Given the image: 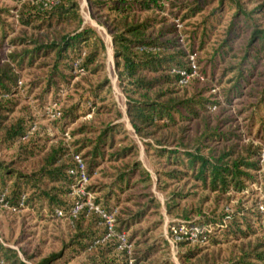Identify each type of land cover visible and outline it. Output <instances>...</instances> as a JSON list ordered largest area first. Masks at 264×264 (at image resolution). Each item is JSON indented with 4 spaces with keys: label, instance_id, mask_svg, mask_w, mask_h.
<instances>
[{
    "label": "trees",
    "instance_id": "trees-1",
    "mask_svg": "<svg viewBox=\"0 0 264 264\" xmlns=\"http://www.w3.org/2000/svg\"><path fill=\"white\" fill-rule=\"evenodd\" d=\"M87 3L90 8L108 14V31L114 42L115 71L119 87L126 95L127 117L137 137L144 142L146 152L153 154L159 162V169H156L158 183L164 182V187L171 188L173 184L183 183L185 186L187 180H192L221 195L252 194L250 187L259 185L256 173L261 170L258 148L252 144L240 147L236 143L228 146L233 140L243 141V136L233 129H222L221 124L209 128L206 122L205 131L200 136L196 138L190 136L189 121H198L203 111L218 103L200 97L209 89H204L201 95L192 98L179 96L180 91L177 88L188 82L182 84L183 77L173 71H185L190 74L189 55L196 53L197 46L211 44L216 26L221 25L226 20L223 18L233 12L229 25L212 52L208 53V58L205 59L199 73L207 80L214 81V84L227 73L232 74V79H229L231 85L224 90L223 97L225 101L231 102L236 96L241 95L243 84L249 79L264 76V73L259 72V69L264 67V3L250 12L244 8L240 0H194L174 7L173 16L179 17V12H186L184 19L208 12L202 22L191 31L187 44L190 53L181 49L178 39H167V36L175 33L176 28L173 25L154 36L153 31L167 19L158 20L145 15L150 12L161 13L164 9L163 0H87ZM21 4L17 22L23 28L22 37L10 41L7 38L11 24L7 23L5 16L11 15V10L0 8V48L3 47L5 40L13 47L30 48L20 53L12 52L4 59L0 57V101L15 94L13 92L19 87V72L31 67L40 59L50 60L42 63L46 73L34 84L44 86L42 91L44 95L53 87H58L60 83L68 84V79L73 73L80 74L75 71L77 63L83 73L95 74L104 69L102 57L106 51L104 41L94 28L84 24L79 0H25ZM166 33L168 35H165ZM242 35L248 37L240 63L221 67L226 65L229 58L236 56L235 44L241 40ZM220 69L221 76L217 81L215 75ZM262 86L260 91L250 87V91L254 93L251 94L250 91L246 93L252 98L253 103L250 104L251 109L244 128L249 136L258 138H264V83ZM102 92L103 89L100 87L92 94L100 97ZM90 96L91 94L83 95L78 104L54 113L59 116L56 121H59L61 128L68 125L69 121L74 122L79 116H85L96 107V103H91V107L87 106ZM106 97V95L102 97L101 103L105 102ZM3 108L0 105L1 142L8 147H13L17 143H30L32 139L29 141L30 138L25 137L33 123L22 122L5 129L2 122L4 118L1 116ZM97 112L115 113L116 118L102 128L83 125L70 133L72 137L78 138L73 143L74 150L70 151L62 144L53 147L44 158L42 167L31 175H22L0 163V199L4 197V204L14 210H20L33 202L34 197H37V200L46 199L50 208L55 207L54 210L51 209L55 218H58L59 211L62 213L60 219H70L73 227L80 228L86 211L76 216L72 215L79 199L71 197V193L77 185L79 175L73 155L83 152L84 155L81 157L84 163L88 164L86 168L88 177L102 160L114 164L112 166L115 170V179L103 196L106 203L115 188L121 189L122 186L129 185L136 177L139 178L136 182L151 185L150 172L143 168L137 159L138 145L129 137L124 126L116 123L122 117L117 105L112 103V106L100 107ZM210 143L224 144V147L216 150L209 147ZM32 147L24 151L26 155L33 156L39 153L40 150ZM41 182L57 184L55 188L57 190L66 189L70 201L60 200L57 194L53 195L52 192L40 189ZM9 183H12L10 192L6 188ZM28 187L37 189L35 195L30 198L26 193ZM103 197L96 199V202H101ZM192 197L194 195L191 193L177 189L172 192L168 211L171 216L177 215L179 218L170 223V228L181 223L212 228V232L207 234L206 242L214 245L222 242L221 235L225 240L262 236V241L259 240L255 246L242 248L227 261L214 264H264V212L261 213L255 207L249 209L239 207L231 212L227 209L216 217L195 221L185 212L183 209L185 203H182ZM145 212V207H142L135 215L122 220L120 228H116L115 233L122 234L133 222H140L139 220L145 217ZM98 219V224L102 226L100 233L79 229L80 234L74 241L75 246L79 248L78 252L91 255L103 247H108L115 253L112 258L94 260L92 263L89 261L88 264H127L126 252L118 251L116 237L95 244L107 233L103 219L100 217ZM189 244L191 243L180 242L178 247H186ZM160 249L161 245L152 244L147 250H143L141 257L135 260L134 264L139 260H149L152 251ZM179 255L183 264H205L201 262L199 248L180 252ZM57 257L52 256L40 264H51ZM0 264L26 263L20 258L17 250L0 242Z\"/></svg>",
    "mask_w": 264,
    "mask_h": 264
},
{
    "label": "rangeland",
    "instance_id": "rangeland-1",
    "mask_svg": "<svg viewBox=\"0 0 264 264\" xmlns=\"http://www.w3.org/2000/svg\"><path fill=\"white\" fill-rule=\"evenodd\" d=\"M193 1L163 0L164 9L161 13L150 12L146 14L145 17L148 18L167 19L153 31L154 36L159 35L160 32L162 33V30L164 31L173 25L176 28L175 33L167 36V39H178L181 49L190 53L187 44L189 43L188 39L191 31H193L194 26L202 22L208 12L187 19H184L186 12H179V17H174L173 14L175 13L174 7ZM240 1L249 12L264 3V0ZM24 2L25 0L22 2L17 0H0V8L11 10V15L5 16L7 23L11 24L8 33L9 38H7L8 41L22 37L21 31L23 28L18 25L17 14L21 8V3ZM79 3L84 24L94 28L104 41L106 47V51L102 55L104 69L95 74L75 70L80 74L73 73L68 79V84L60 83L58 87H53L45 95L42 93L44 86L40 84L34 86V84L43 78V74L46 73V68L42 66V63L50 62V60H37L31 67L20 71L19 87L13 92L15 94L7 96L0 101V105L4 107L1 113V116L4 118L2 122L5 129L22 122L33 123V126L25 137H29V141L31 139L32 141L30 143H17L13 147H8L0 139V163L22 175H31L42 167L44 158L53 147L62 144L70 151L74 150L73 143L78 138L72 137L70 133H73L83 125L102 128L103 125L113 122L116 118L114 116L115 113L104 114L97 112V110L100 107L112 106V103H115L117 109L122 114V117L116 123L123 125L129 137L138 145L139 156L137 159L143 165V168L150 172L152 183L150 185L146 182H136L139 179L136 177V180H132L129 185L122 186L121 189L115 188L108 203H106L103 196L107 193L110 183L115 179V170L112 166L114 164L102 160L89 177L86 191L96 205H99L110 213L114 230L120 228L122 220L130 218L132 215L138 213V211H141L142 207H145V217H142L139 220L140 222H133L123 232L126 235L127 242L130 239L126 251L128 261L130 260L134 264L135 260L141 257L143 250H147L152 244H158L161 245L160 250L152 251L149 260H139L137 264H183L179 253L195 248L201 249L200 259L202 263L214 264L215 262H225L236 255L242 248L247 249L250 245L253 247L259 240L262 241V236H252L251 238L241 240L233 238L225 240L221 235L220 240L222 242L218 245H214L211 242H197L191 243L186 247H177L175 251H172L167 239L170 233V223L179 218L177 215L171 216L168 211L172 192L176 189L177 191H184L194 195L190 200L182 203H185L183 205L185 212L195 221L205 220L207 217H216L227 209L231 212L239 207L245 209L255 207L261 213L264 212V138L249 136L244 128L246 117L251 109L250 104L253 103L252 98L246 93L250 91V87L251 89L260 91L263 88L264 76L249 79L246 84H243V88L241 89L242 94L236 96L231 102H227L223 94L224 90L230 87L229 79H232L233 75L227 73L219 80L221 68L215 75V79L219 80V82L214 84V81L207 80L199 73L204 66L205 59L208 58V53L212 52V49L215 48L219 38L229 25L233 12H230L226 18H223L226 20L221 25L216 26V30L214 31L215 36L210 41L211 44L204 47L199 45L196 47V53L189 55V58L190 56H194L197 66L196 73L190 76L186 85L178 87L177 90L180 91H178L180 93L179 96L192 98L195 95L198 96L204 89H209L200 97L218 103L207 108V111H203L198 121H189L190 136L193 138L200 136L205 131L206 122H208L209 128H215L221 124L222 129H233L236 133H241L240 135L243 136V141L233 140L228 143V146L237 143L240 147L252 144L258 148L261 170L256 173V179L259 185L250 187L252 194L249 195L235 193L221 195L200 186L196 181L192 180H187L185 186L183 183L173 184L171 188L164 187V182L158 183L156 169H159V162L153 154L146 152L144 142L137 137L127 117L126 95L119 87L115 71L114 42L108 31V14L105 11L90 8L87 0H79ZM165 35L168 34L166 33ZM247 37V35L241 36V40L235 44L236 56L229 58L226 65L221 67L240 63L241 58L244 56L243 49L246 45ZM24 49L29 50L30 48L13 47L5 40L3 47L0 48V57L4 59L12 52L20 53ZM259 72L264 73V67L260 68ZM100 87L103 89V92L100 97H96L92 92L98 88L100 89ZM250 93L253 94L254 92L250 91ZM86 94H91L90 99L87 100V106L91 107L92 104L96 103V107L92 108L85 116H79L74 122L69 121L68 125L61 128L59 121H56L59 116L54 113L59 109L67 110L73 107ZM105 95L107 96L105 102L101 103L102 97H105ZM224 120L226 121L223 122ZM1 135L2 133H0V137ZM33 145L34 147H32ZM30 147L40 150L39 153L33 154V156L26 155L24 151ZM209 147L217 150V148L222 149L224 144L216 145L215 143H210ZM79 155L83 156L84 152ZM87 167L88 164L86 165ZM11 186L12 183H9L6 187L9 192L11 191ZM56 186L58 185H51L46 182L40 183V189L52 192L53 195L57 194L58 199L69 202L66 189L65 191L63 189L57 190L55 189ZM26 190L28 198L35 195L37 191V189L32 187H28ZM73 190L71 197L78 199ZM63 193L66 194L64 195ZM102 197L103 200L97 203L96 201ZM1 204L0 242L7 247L17 250L20 258L26 264H40L52 256L58 257L51 264H88L89 261L92 263L94 260L110 259L115 255L108 247H103L91 255L78 252L79 248L75 246L74 241H76V236L80 234V231L91 230L100 233L102 230V226L98 224V217L100 216L93 211H88L86 208L81 211H86V214L84 222L78 228V226L73 227L70 219H60L61 216L55 218L51 213V209L54 210L55 207L50 208L46 199L37 200V197H34L33 202L31 201L20 210H14L4 203ZM209 230L212 232V228H209Z\"/></svg>",
    "mask_w": 264,
    "mask_h": 264
},
{
    "label": "built area",
    "instance_id": "built-area-1",
    "mask_svg": "<svg viewBox=\"0 0 264 264\" xmlns=\"http://www.w3.org/2000/svg\"><path fill=\"white\" fill-rule=\"evenodd\" d=\"M54 1V0H52ZM191 73L187 74L185 71H173L180 74L183 77L182 84H186L193 74L196 73L197 66L195 63L194 56H190L189 58ZM76 71H81L79 69L78 63L75 65ZM73 159L77 164L78 168V178H77V185L74 187V194L78 197V201L72 211V215H78L84 208L88 211H93L98 214L104 221V224L107 227V233L105 237L101 240L95 242V244L104 243L106 240L116 237L118 240V250L127 251L128 242L126 239V235L116 234L114 230V224L112 221V216L106 210L102 209L99 205H96L92 201V197L86 191V184L89 180V177L86 172V165L79 154H74ZM0 203H4V197L0 199ZM23 205V201L21 202V206ZM57 216H62L61 212H57ZM211 229V228H210ZM211 232L209 229L200 227L193 223H181L178 226L171 227L169 236L167 237L168 242L171 246L172 251L177 249L178 244L180 242H188V243H197V242H206L208 233ZM127 264H133L132 261H128Z\"/></svg>",
    "mask_w": 264,
    "mask_h": 264
}]
</instances>
